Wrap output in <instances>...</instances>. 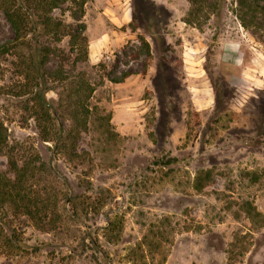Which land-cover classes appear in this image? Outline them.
<instances>
[{"label":"rangeland","instance_id":"obj_1","mask_svg":"<svg viewBox=\"0 0 264 264\" xmlns=\"http://www.w3.org/2000/svg\"><path fill=\"white\" fill-rule=\"evenodd\" d=\"M19 1L0 0V43ZM71 2L52 17L75 24ZM216 4L189 24V0H86L85 44L73 47L45 35L44 10L32 15L29 48L0 56V122L17 157L44 162L36 190L59 196L61 223L45 233L15 220L39 251H0V264H264V32L242 28L235 0ZM34 33L71 58L70 83L46 82L49 139L32 118L34 85L23 87Z\"/></svg>","mask_w":264,"mask_h":264},{"label":"trees","instance_id":"obj_2","mask_svg":"<svg viewBox=\"0 0 264 264\" xmlns=\"http://www.w3.org/2000/svg\"><path fill=\"white\" fill-rule=\"evenodd\" d=\"M25 0L19 1L14 8H5L4 16L12 30V38L0 43V56L12 54L20 46L29 48L30 43L24 42L28 33L34 31L33 17L40 10H44L43 15L37 14V23L41 24L46 31L45 35L52 34L55 39L60 40L64 37L69 39L71 47L74 44H85L84 32L85 24L81 22L83 16V6L86 0ZM70 1L75 5V11L72 13V19L75 24H63L52 17V11ZM191 9L189 18L185 22L191 24L204 8L210 11H217V0H189ZM236 17L245 30L249 31L253 36H259L264 32V0H235ZM31 5V6H30ZM34 12L32 13V8ZM40 9V10H39ZM34 41L30 48L28 61L23 62L22 69L24 85L29 88L34 85L35 91L32 92L30 110L33 109L32 118L37 123L39 133L43 139H49L53 133L52 121L53 116L50 115L51 106L46 100L47 93L46 82L49 79L59 77L61 81L71 82L72 77L66 74L63 70L64 66L70 65L71 58L69 55L57 54L53 49L40 46L37 42V35H32ZM260 37V36H259ZM141 39V38H140ZM144 55L149 56V46L141 39ZM51 58H55L58 67L55 70L46 69V65ZM75 63V60L74 62ZM31 72L33 74L31 75ZM31 77V78H30ZM126 78V74H122L120 78H112L113 82H120ZM76 93L83 91L90 92L89 84L78 82ZM82 102V100H81ZM81 102H76L74 112L71 115L72 120L76 125H79V107L87 113V108ZM79 122V123H77ZM82 122L81 124H83ZM60 136L61 133H60ZM59 136V137H60ZM64 143V142H63ZM17 149L10 146L7 141L6 129L0 122V156L6 157L7 172L0 173V212L5 219H9V223L1 224L0 251L5 255H13L15 252L24 253L30 249L33 253L39 251V247H31L25 244L12 227L15 220H21L23 223H30L32 226L45 233L53 232L58 229L61 223L59 212L60 198L57 194H49L45 188L36 190V180L43 171L45 164L41 161L37 154H30L26 158L17 157ZM19 152V151H18ZM34 183V184H33ZM71 198H68L67 203H70ZM107 231H111V223H108ZM4 229L6 233H4Z\"/></svg>","mask_w":264,"mask_h":264}]
</instances>
